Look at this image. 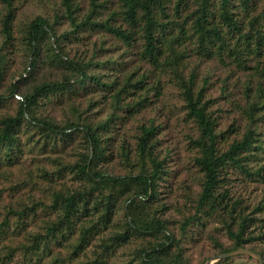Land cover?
<instances>
[{"label":"trees","instance_id":"1","mask_svg":"<svg viewBox=\"0 0 264 264\" xmlns=\"http://www.w3.org/2000/svg\"><path fill=\"white\" fill-rule=\"evenodd\" d=\"M31 1L0 0V104L12 101L15 105L12 113L0 116V176L20 167L24 147L30 142L40 151L53 152L78 137L84 150L73 161L50 159L51 166L57 167L43 168L36 176L39 183L32 182L38 184L42 196H34L36 200L32 197L30 204L20 202V208L1 211L0 264L9 263L15 254L21 256L20 264H105L106 254L130 242L136 245L132 260L126 264H189L182 254L180 237H174L167 221L153 208L158 180L167 174L165 159L156 153L157 127L153 121L139 125L135 166L129 160V152L121 146L122 158L130 171L117 175L102 168L106 161L103 130L118 119L119 112L132 114L145 107L150 102L149 92L159 96L160 78L145 84V74L135 76L126 70L122 77L105 78L98 68L106 61L94 60L95 54L77 57L67 49L68 36L74 37L81 30L105 32L126 47L139 40L138 55L160 71L171 73L187 116L198 127L199 135L192 143L198 150L194 162L203 179L191 210L179 225L180 235L192 224L214 219L229 239L227 245L214 239L217 253L248 247L264 260V252L254 244L256 240L264 241V218L254 214L262 206L249 209L240 196L230 192L226 180L230 171L248 179L264 177V165L254 169L249 164L264 150L256 129L264 107V86L260 83L253 89L244 85L245 105L240 109L247 121L245 129L240 138L220 150L223 134L216 131L211 100L204 96L206 80L197 86L195 73L190 70L186 75L182 67L190 57L188 43L193 45L197 57L219 61L228 57L238 65L249 56H264V6L257 10L254 0H115V9L108 14V0H88V10L79 16L76 0H58L69 28L59 33L62 29L56 19L39 15L32 18L21 37L27 51L25 65L6 84L8 67L2 47L16 39L13 21L18 7ZM236 6L242 16L233 10ZM114 15L122 18L123 25L116 24ZM115 62L119 60L113 58L111 64ZM259 63L255 69L264 76ZM137 89L144 96L131 97ZM94 90L109 97L104 99L110 112L103 119L95 120L89 114L98 104L93 98H87L81 106L71 102V116L63 122L37 111L40 98L66 96L75 100ZM32 175L30 171L29 180ZM120 210L123 218L113 221ZM35 217L40 222L39 231L27 230L26 223ZM256 222L259 230L254 233ZM105 231L108 234L100 238V251L94 258L83 254L84 260H75L94 237ZM62 248L67 250L63 252ZM231 261L232 257H224L212 264Z\"/></svg>","mask_w":264,"mask_h":264},{"label":"rangeland","instance_id":"2","mask_svg":"<svg viewBox=\"0 0 264 264\" xmlns=\"http://www.w3.org/2000/svg\"><path fill=\"white\" fill-rule=\"evenodd\" d=\"M58 0H33L24 5H20L16 11L13 21V33L16 39L3 45L5 59L7 60L6 84L14 80L22 72L27 59V51L22 42V35L26 24L35 16L47 17L51 20L58 21L59 31L69 28L68 21L63 18L61 6ZM79 7V16H82L89 7L88 0H76ZM115 0H108L106 5L111 7L107 9L108 14L115 9ZM257 10L264 6V0H254ZM237 12V6L233 8ZM106 11V12H107ZM238 16H242L238 10ZM103 11L102 17H105ZM118 25H123L122 18L118 15L113 16ZM60 22V23H59ZM242 24V23H241ZM66 41L67 49L77 57H90L95 54L93 59L106 61L99 71L105 78L113 79L114 76L122 77L126 71L135 73V76L145 74V84H149L160 78L161 94L156 96L154 92H149L147 99L150 102L142 107L138 112L127 114L119 112V117L112 125L103 130V138L106 143V161L102 163V168L121 175L130 171L131 167L127 166L122 158V147L130 154V162L135 166V143L139 134L140 124H149L151 121L156 125L155 139L156 153L159 158L165 159V174L157 183V199L154 202L157 215L167 221V227L175 238L181 240L182 254L188 260L189 264H203L205 260L217 254L214 247V239L229 244V239L219 223L214 219H206L204 224L190 225L183 235H180L179 225L185 214L191 210L194 200L201 190L203 174L194 162L198 154L197 148L192 140L199 135L196 123L190 119L183 107V100L180 92L172 81V75L168 71H160L153 65H150L146 59L138 55L141 49V42L137 40L131 47L123 45L121 40L109 36L105 32H95L81 30L76 36L69 35ZM2 36L0 34V43ZM193 45L187 44L190 51V57L186 64H182L184 74L195 73V82L201 86L205 81L204 96L211 100V111L215 119V127L218 133H222L218 148L223 150L228 143L236 138H240L247 121L241 111V106L245 105L244 85L249 84L256 88L258 84L264 86V76L255 69L259 62V67L264 68V56L254 55L242 61L240 65L234 62L232 58L225 57L219 61L214 57H197L192 49ZM113 58L118 59L119 63L111 64ZM108 60V61H107ZM260 60V61H259ZM126 70V71H124ZM120 73V74H119ZM144 88V87H143ZM143 91V90H142ZM131 96L138 98L140 89H137ZM89 95V96H88ZM106 96V97H105ZM126 96L125 98H131ZM87 98L97 100V105L90 109L89 114L95 120L105 118L110 110L106 106L107 94L102 95L100 91L94 90L89 94H83L76 97L75 100L67 99L65 96L43 97L40 98L37 111L39 114L48 115L58 122H63L71 112L68 109L71 102L75 105H85ZM264 102V95L262 96ZM264 104V103H263ZM14 103L8 101L0 104V116L7 112L14 111ZM92 112V113H91ZM261 119L256 124V129L261 136L262 146L264 148V107L260 110ZM80 136V134H79ZM22 137L21 141H24ZM78 137L66 146H59L56 151H40L31 147L30 142L24 147V154L20 157L21 165L18 169H12L0 176V217L1 211L9 207L20 208V202L30 204L32 197L35 199L42 196L40 188L37 189L40 178L36 177L43 168L54 170L57 165L51 166L50 159L57 158L64 163L73 161L79 151L84 148L78 142ZM257 159L250 161L249 164L255 169L264 165V150L258 153ZM32 172L33 179L29 180V172ZM69 176V174H67ZM71 182L69 177L65 179ZM229 181V190L233 195L240 196L242 202L248 204L249 209L255 206H262L260 210L255 211L256 216L264 218V177L257 179H248L239 174L237 171H230L227 175ZM33 181L37 183L32 184ZM226 186V184H225ZM35 196V197H34ZM36 200V199H35ZM41 207H38L39 212ZM123 212L120 210L114 215L113 221H121ZM257 223V222H256ZM253 225L254 233L259 230V222ZM39 220L35 217L26 223V229L29 231H39ZM113 229L112 227L108 229ZM107 231L94 237L90 244L80 253L75 260H84L94 258L100 251V238L106 236ZM18 239L15 237V240ZM17 242V241H15ZM254 244L258 250L264 252V241L256 240ZM9 245L12 246L11 241ZM135 243H126L119 246L113 251L106 254L105 264H126L133 258V247ZM62 248L61 251H66ZM4 253V252H2ZM21 256L15 254L7 264H20ZM74 260V258H73ZM49 262V259L46 261ZM231 264H259L252 256L246 254L232 256Z\"/></svg>","mask_w":264,"mask_h":264},{"label":"water","instance_id":"3","mask_svg":"<svg viewBox=\"0 0 264 264\" xmlns=\"http://www.w3.org/2000/svg\"><path fill=\"white\" fill-rule=\"evenodd\" d=\"M238 254H246L252 256L259 264H264V260L259 252L248 247H238L227 252H221L208 257L203 264H212L216 260L224 257H232Z\"/></svg>","mask_w":264,"mask_h":264}]
</instances>
